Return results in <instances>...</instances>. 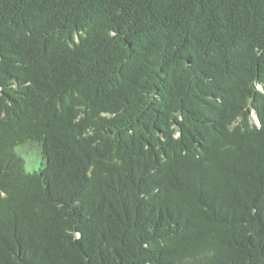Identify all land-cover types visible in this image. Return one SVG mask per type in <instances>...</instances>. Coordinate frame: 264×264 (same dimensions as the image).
I'll list each match as a JSON object with an SVG mask.
<instances>
[{
  "label": "trees",
  "instance_id": "obj_1",
  "mask_svg": "<svg viewBox=\"0 0 264 264\" xmlns=\"http://www.w3.org/2000/svg\"><path fill=\"white\" fill-rule=\"evenodd\" d=\"M0 264H264V0H0Z\"/></svg>",
  "mask_w": 264,
  "mask_h": 264
}]
</instances>
